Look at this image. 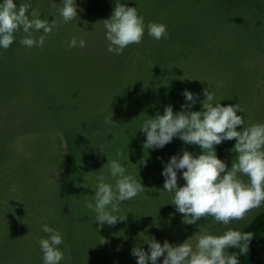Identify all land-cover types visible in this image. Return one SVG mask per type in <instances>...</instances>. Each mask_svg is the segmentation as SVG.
Wrapping results in <instances>:
<instances>
[{"label": "rangeland", "instance_id": "1", "mask_svg": "<svg viewBox=\"0 0 264 264\" xmlns=\"http://www.w3.org/2000/svg\"><path fill=\"white\" fill-rule=\"evenodd\" d=\"M13 2L17 8L21 2L30 3L29 13L35 9L41 13L40 19L51 22L55 18L57 26L45 39L43 47H27L31 54L43 50L45 59L50 60L43 64L52 69L53 76L40 82L42 89L32 85L31 75L23 70L16 74L18 81L10 72V92L5 94L0 88V99L6 96L11 101L5 106L0 105L8 118L2 126L0 123V128L10 135L6 143L17 147V156L15 149L4 152L1 162L10 157L28 162L27 167H21L18 182L0 189V207L17 206L22 193L28 192L27 213L22 222L30 228L28 236L18 241L12 255L3 249L12 243L15 235L6 237L4 231L0 232V264H42L38 241L31 235L36 231L32 226L36 217L45 210L41 227L47 224L59 230L62 237L65 220L78 223V213L89 212L79 199L85 189L81 180L90 187L88 183H94L98 174L106 172L103 170L107 164L106 156L100 155L99 149H108L110 139V148H125L134 155V159L125 160L126 174L141 182L145 189L134 199L120 204V214L127 215L126 222H117L111 227L105 223L102 228L97 223L93 238L87 240L71 241L63 237L59 246L64 253L61 264H137V258L131 254L132 248L139 245L148 251L149 245L145 242L151 238L161 245L167 240L177 246L197 232L220 235L229 228L242 231L254 216L264 212L262 206L249 212L245 220L233 221L227 226L214 222L211 217L202 218L195 224H184L183 215L170 204L173 194L163 191V168L173 155H182L187 150L193 157H198L204 154L203 149L198 145H186L174 137L161 149L146 150L143 147L146 134L137 126L136 117L115 122L123 124L113 133L112 125L104 123L109 115L97 106L99 100L113 96L115 87L121 94L133 89L137 79L134 71L141 70L142 77L157 85L156 73L150 72L153 67L175 68L182 52L195 50L201 62L187 75L215 79L211 81L219 83V94L215 93L214 103L220 102L222 106L239 104L243 112L237 110V115L244 118L245 125L237 126V131L253 123H264V0H74L78 16L66 24L59 15L63 0ZM117 3L137 7L145 25L149 22L166 25L167 37L157 41L148 35L145 27L140 44L125 48L122 55L108 52L103 20L111 18ZM181 25L185 27L184 31ZM16 34L23 36L22 32ZM42 34L33 32L36 38ZM72 38L77 39V47L70 49L68 45ZM80 39L85 41L83 48L78 46ZM5 51L0 48L1 61ZM153 53L159 56L150 55ZM250 53L251 57L246 59ZM12 62L11 58L5 57L7 66ZM145 84L152 85L146 79ZM47 86L59 99L51 105L53 115L48 110L49 99L43 93ZM206 88L210 91L204 83L195 90L196 103L191 106L195 111H204L201 101L205 98ZM179 102L176 109L179 111L182 105L191 103L183 101L181 94ZM57 107L62 109L55 112ZM135 139L138 142H134ZM235 143L233 139L214 145L217 157L228 168L235 160L236 154L232 151ZM142 160L146 161V166ZM96 166L94 173H83ZM43 169L52 181L42 176ZM69 179L76 183L70 190ZM185 183L182 171H178V187ZM91 195H95V189ZM48 215L57 216L54 224ZM42 237H47L43 230ZM188 242L195 248V239L190 238ZM163 259L164 256L158 258L157 264H163ZM256 264H264V238L257 248Z\"/></svg>", "mask_w": 264, "mask_h": 264}, {"label": "clouds", "instance_id": "2", "mask_svg": "<svg viewBox=\"0 0 264 264\" xmlns=\"http://www.w3.org/2000/svg\"><path fill=\"white\" fill-rule=\"evenodd\" d=\"M31 7L30 3L21 2L17 8L13 0L0 3V48L7 50L15 42L16 33L20 32L23 33L19 41L21 46L43 47L57 21L55 18L51 22L40 19L41 13L37 10L29 13ZM52 7L56 5L52 4ZM59 15L65 24L76 19L74 0H63ZM103 24L107 51L116 55H122L124 49L133 44H140L145 27L148 35L157 41L167 37L166 25L155 22L145 25L137 7L121 3L115 5L111 18L103 20ZM33 32L43 34L36 38ZM78 46L85 47V41L80 39ZM68 47H77V39L72 38ZM183 95L191 103L182 105L181 111L174 113L171 105L166 106L163 115L157 113L154 118L145 120L140 128L146 134L143 145L146 150L161 149L174 137L186 145H198L203 149L204 154L198 157L184 150L182 155L178 153L170 158L162 172L165 178L163 191L173 194L170 204L183 215L182 222L186 225L209 217L225 226L245 220L249 212L264 206V123H253L237 131V126L245 125L244 118L237 115V110L243 112L239 104L222 106L220 102L214 103L215 93L206 88L205 98L201 101L204 111H192L196 96L187 90ZM104 123H115L112 113ZM233 139L236 143L232 151L236 155L228 168L217 157L214 145ZM116 154L123 155L120 150ZM141 163L146 166L145 160ZM106 166L115 181L114 186L99 176L94 203L86 204L96 214L101 228L105 222L110 227L117 222H126L127 215L120 214V204L134 199L145 189L141 182L126 174V168L117 160H108ZM178 171H182L184 186L178 187ZM42 230L47 234L38 241L42 264H61L64 253L59 248L63 243L60 231L47 224ZM253 235L231 228L220 235L197 232L190 237L195 239V248L188 242L190 238L177 246L167 240L161 245L151 238L145 242L149 245L148 251L138 245L132 248L131 254L137 258V264H149V261L157 264L161 256H164L163 264H239L238 257L248 253ZM228 249H238V252H229Z\"/></svg>", "mask_w": 264, "mask_h": 264}, {"label": "trees", "instance_id": "3", "mask_svg": "<svg viewBox=\"0 0 264 264\" xmlns=\"http://www.w3.org/2000/svg\"><path fill=\"white\" fill-rule=\"evenodd\" d=\"M181 27L184 31L185 27L183 25H181ZM21 37V34H16L15 42L5 52L2 53L3 59L2 61L0 60V88L5 94L12 90V84H10L11 73L15 74V78H17L18 81L19 76L16 74L20 70H23L24 72L31 75L33 79L32 85H34L36 88L39 86L41 89L42 86H40V82H46V78L53 76L52 69L49 66L43 64L50 61L45 59L43 50L38 52L37 54H31L27 47L20 45L19 41ZM19 48L21 51H19ZM24 50L26 52H23ZM185 52H182L179 59V64L175 63V68L168 69L167 67H153L150 72L156 73V76L158 77V79L156 80L157 85L151 82L150 79H147V77H142L141 70L134 71L137 79L136 85L133 89H130V91L121 94L120 90L115 87L113 96L99 100L97 106H101L105 110V114L107 113L109 116L112 113L114 122L127 121L132 117H136L138 120L137 126L141 128V125L145 120L154 118L157 113L163 115L164 108L166 106L171 105L174 113L179 112V110H176L177 106L180 104L179 97L181 94V96L183 97V101H186L183 95V92L185 90L192 92L195 96V90L199 87H202V85H204L205 83L208 84L211 92L218 93L219 83L217 81H211L215 79L205 80L197 76L187 75L196 64L201 62V57L197 55V52L195 50H186ZM19 53L24 57L22 55L20 56ZM150 55H157V57L159 56V54L155 53ZM247 55L248 56L246 59H249L251 57V53ZM5 57H9L12 59L13 62L10 66H7L4 63ZM174 58L171 63L174 62ZM2 63L4 64V66H2ZM171 69L173 70L171 71ZM169 70L171 72L167 73ZM145 79L152 85H146ZM222 91L225 94V87ZM43 93L46 99H49L48 108L50 109L48 110H50L51 115H53L54 113L51 105L58 102L59 99L50 93V91L48 90V86L44 88ZM10 102L11 101H9L6 96H3L0 99V105L3 106H5L7 103L10 104ZM59 109H62V107H57L55 109V112H58ZM191 110L195 111L194 108H191ZM3 112L4 111L0 106L1 126L8 119L6 115L3 114ZM121 124L123 123L112 124L113 133L119 126H121ZM9 139L10 135L5 133V131L0 128V142L3 143L0 144V189L4 188L6 185L10 187V184L18 182L17 180L21 176V167L28 166V162L26 163L25 159L14 160L12 157H10L6 162H1V157L4 152L12 151L13 149H15L14 153L17 156V147H15L13 143H6ZM134 142H138V139H135ZM107 143L109 147L108 149H99L100 155L106 156L105 159L107 163L108 160H117L123 167H125L124 164L126 162V158L134 159V155L130 151H127L125 148L119 149L118 147L116 148V150L110 148L112 143L111 139L107 141ZM118 150L123 153L122 156H117L116 153ZM95 169H97V166L92 167L91 169H89L88 171H84L83 173H94ZM103 170L106 172L98 174L94 183H88L90 187L86 186L84 180H81L82 185L85 186V189L82 191L83 194H80L79 196L82 205H86L87 202L94 203V195H91V193L96 187V184L98 182L97 178L99 176H103L106 183L112 184L114 186L115 181L110 176L109 169L106 165L103 167ZM127 173H129L128 170ZM42 176L47 177L45 175V169H43ZM23 178L24 176L21 177V182H23ZM67 181L69 182V190L71 187L76 185V183L73 182L72 179H69ZM11 201L15 203L13 200ZM27 206L28 192H23L18 199L17 206L11 207V205L9 204V207H0V232L4 231L6 237L15 235L12 239V243L7 244V246L3 249L9 255H12L16 250V244L18 243V241L23 237L28 236L30 228L27 226V224L22 222L23 215L27 213ZM45 212L46 210L43 212V214L37 216L35 222L32 225L36 228V231L31 235V238L35 241H39V239L41 238V231L43 228L41 227V223L43 222V219L45 217ZM78 215L80 216V218H78V223H74L73 221L71 223L65 220L63 226V237L71 241L87 240L93 238V229L95 225L99 223L98 221H96V214L91 209H89L88 213H78ZM53 216L54 215H52V217ZM48 217L51 216L48 215ZM52 217L51 221L54 224V221L58 218L57 216H54V218L52 219ZM241 232H252L254 233V235L249 243L248 253L245 255H240L238 257L239 264H256L257 248L264 238V212H261L254 216L251 222ZM23 246L29 247L28 245ZM228 251L238 252V249H228ZM26 253L27 251L23 254Z\"/></svg>", "mask_w": 264, "mask_h": 264}]
</instances>
